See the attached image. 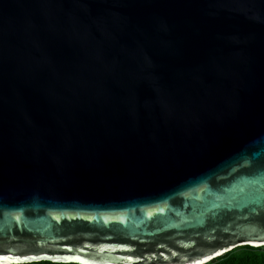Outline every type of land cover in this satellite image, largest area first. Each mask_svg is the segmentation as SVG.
Instances as JSON below:
<instances>
[{"label":"water","instance_id":"95a60500","mask_svg":"<svg viewBox=\"0 0 264 264\" xmlns=\"http://www.w3.org/2000/svg\"><path fill=\"white\" fill-rule=\"evenodd\" d=\"M244 245L264 246V0H0V264Z\"/></svg>","mask_w":264,"mask_h":264},{"label":"trees","instance_id":"16d2710c","mask_svg":"<svg viewBox=\"0 0 264 264\" xmlns=\"http://www.w3.org/2000/svg\"><path fill=\"white\" fill-rule=\"evenodd\" d=\"M21 264H63L52 261H33ZM205 264H264V246L248 245L235 247L232 250L210 260Z\"/></svg>","mask_w":264,"mask_h":264},{"label":"snow or ice","instance_id":"6c2138e0","mask_svg":"<svg viewBox=\"0 0 264 264\" xmlns=\"http://www.w3.org/2000/svg\"><path fill=\"white\" fill-rule=\"evenodd\" d=\"M245 239H255L256 237L250 236V237H244ZM65 251L72 252L73 250L70 248H66ZM80 252H82L84 255H87V252L84 249H80ZM101 253L104 252H132L133 250L131 248H128L126 246H120V247H101L99 249ZM7 259V258H3ZM36 260V259H50L55 260L57 262H63V264H90L89 261L82 259L80 256H72V255H66V256H57V257H49V256H40V257H25L24 260ZM121 260H126L127 264H138V260L133 256H127V257H120ZM17 264H21V262L18 260ZM110 264V262H109ZM198 264H202V262H198Z\"/></svg>","mask_w":264,"mask_h":264}]
</instances>
